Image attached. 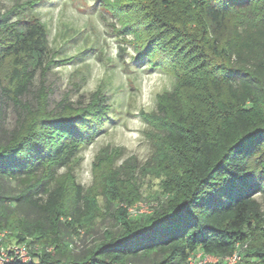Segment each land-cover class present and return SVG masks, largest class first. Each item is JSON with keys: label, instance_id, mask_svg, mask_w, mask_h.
Listing matches in <instances>:
<instances>
[{"label": "trees", "instance_id": "16d2710c", "mask_svg": "<svg viewBox=\"0 0 264 264\" xmlns=\"http://www.w3.org/2000/svg\"><path fill=\"white\" fill-rule=\"evenodd\" d=\"M175 1L161 3L178 4L183 10L175 17L202 20L207 29L195 55L210 77L193 75L184 102L178 82L158 96L149 115L161 124L179 115L166 147L151 160L164 177L165 198L134 219L115 206L114 228L89 246L77 240L88 212L83 188L68 172L57 180V172L70 170L79 150L101 134L105 97L95 91L82 109L53 112L27 101L52 62L46 30L35 19L11 22L0 14V232L8 233L0 248L28 251L27 261L10 253L3 264H189L196 253L222 259L243 244L239 264H264V216L255 199L264 194V0ZM126 2L141 7V0ZM149 11L156 25L178 28L173 17ZM7 106L16 116L11 130L2 124ZM67 184L74 192L69 210L63 206Z\"/></svg>", "mask_w": 264, "mask_h": 264}, {"label": "rangeland", "instance_id": "374dc122", "mask_svg": "<svg viewBox=\"0 0 264 264\" xmlns=\"http://www.w3.org/2000/svg\"><path fill=\"white\" fill-rule=\"evenodd\" d=\"M161 2L141 0L139 8L126 0H0V14H7L11 22L35 19L46 30L52 62L34 81L27 101L38 100L43 110L53 112L67 105L82 109L95 91L105 97L108 110L101 134L79 150L70 170L57 172V180L68 172L83 188L88 212L77 238L83 245L97 243L105 230L114 228L109 215L115 206L134 219L149 215L165 198L160 187L164 177L151 168V160L156 150L166 147L171 121L179 115L171 113L166 124L150 121L149 115L158 96L171 93L178 82L183 84L184 102L193 75L210 77V70L199 66L195 55L205 42L202 20L188 24V17L174 16L182 7L165 8ZM149 8L173 17L178 28L156 25L149 18ZM8 70L9 60L3 77ZM170 103L171 109L180 107L187 113L185 105ZM3 111L2 124L11 130L15 113L10 106ZM66 187L63 206L69 210L74 192L69 184ZM255 199L264 216V194ZM240 249L243 258L247 244L234 251ZM218 259L210 256L209 264Z\"/></svg>", "mask_w": 264, "mask_h": 264}, {"label": "built area", "instance_id": "2783aa9c", "mask_svg": "<svg viewBox=\"0 0 264 264\" xmlns=\"http://www.w3.org/2000/svg\"><path fill=\"white\" fill-rule=\"evenodd\" d=\"M8 233L6 231L0 232V242L6 239ZM237 245L236 247H238ZM234 251L230 256L224 257L222 259L215 260V262H222L223 264H236L241 260L240 251ZM12 253L14 256H18L23 262L28 260V251L23 245H8L6 247L0 248V264L9 261V255ZM196 253L191 255L188 259L189 264H209L210 256Z\"/></svg>", "mask_w": 264, "mask_h": 264}]
</instances>
